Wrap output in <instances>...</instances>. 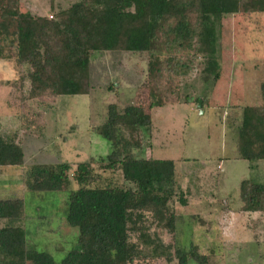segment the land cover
<instances>
[{"label": "rangeland", "instance_id": "374dc122", "mask_svg": "<svg viewBox=\"0 0 264 264\" xmlns=\"http://www.w3.org/2000/svg\"><path fill=\"white\" fill-rule=\"evenodd\" d=\"M71 3L54 0L51 8L50 0H19V10L50 18ZM225 24L218 45L221 77L215 84L201 82L203 65L192 52L178 51L170 39L160 37L151 54L95 53L89 95L29 99L28 67L18 68L14 59L7 58L12 53L4 50L0 136L17 142L24 157L21 166L0 167V200H23V218L17 225L25 231L29 249L47 252L60 262L76 248L78 230L67 225L66 214L68 197L78 185L70 177L65 191L31 192L24 185L25 172L41 164L65 162L74 169L91 161L102 184L124 185L118 172L97 170L110 145L95 129L104 123L108 105H116L119 111L134 105L143 108L153 122L150 134H140L141 148L134 156L172 160L187 200L186 206L173 205L176 231L159 233L164 244L172 247L176 242L185 251L195 245L210 258L209 264H264V210L243 212L239 199L243 181L264 185V160L241 159L236 133L243 109L262 105L264 14L232 17ZM155 56L160 57L158 68H164L168 57L185 64L192 59V77L185 81L168 75L175 81L171 94L165 78L158 81L149 75ZM152 96L163 106L150 109ZM185 96L191 97L190 103ZM4 224L0 220V227ZM176 263L157 258L135 264Z\"/></svg>", "mask_w": 264, "mask_h": 264}, {"label": "trees", "instance_id": "16d2710c", "mask_svg": "<svg viewBox=\"0 0 264 264\" xmlns=\"http://www.w3.org/2000/svg\"><path fill=\"white\" fill-rule=\"evenodd\" d=\"M66 9L48 16L19 10V0H0V56L8 49L18 68L28 67V98L89 95L90 63L97 52L148 53L160 37L170 39L176 50L192 52L201 60L199 79L215 84L221 77L218 57L220 32L229 18L264 14V0H68ZM53 8L54 0H50ZM149 66V75L165 78L174 94V80H189L194 71L168 57L164 68ZM177 92V91H176ZM260 106L245 107L236 130L237 149L248 162L264 160V82L259 85ZM179 98V97H178ZM149 108L162 102L152 96ZM191 97L185 96L190 103ZM198 102V99H196ZM152 117L139 106L119 111L107 107L104 123L95 129L110 145L109 154L97 166L101 172L121 175V183L102 184L92 162L72 169L68 163L35 165L24 174L31 192H61L70 183L78 189L68 197L66 223L78 230L77 246L60 261L27 247L25 231L17 224L23 218L21 199L0 200V264H135L165 258L169 263L209 264L198 247L185 251L165 245L159 233L176 231L173 205L186 206L182 186L172 160L138 159L141 133L152 130ZM23 151L17 142L0 136V167L21 166ZM72 172V173H71ZM125 183L127 185H125ZM241 210H264V185L240 184ZM213 255V254H212Z\"/></svg>", "mask_w": 264, "mask_h": 264}, {"label": "water", "instance_id": "95a60500", "mask_svg": "<svg viewBox=\"0 0 264 264\" xmlns=\"http://www.w3.org/2000/svg\"><path fill=\"white\" fill-rule=\"evenodd\" d=\"M198 108H201V102H199V104H198Z\"/></svg>", "mask_w": 264, "mask_h": 264}]
</instances>
